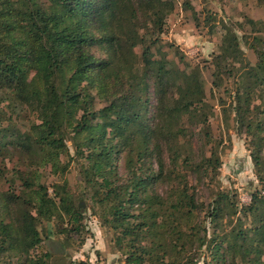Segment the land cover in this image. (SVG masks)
Returning a JSON list of instances; mask_svg holds the SVG:
<instances>
[{
  "label": "trees",
  "instance_id": "1",
  "mask_svg": "<svg viewBox=\"0 0 264 264\" xmlns=\"http://www.w3.org/2000/svg\"><path fill=\"white\" fill-rule=\"evenodd\" d=\"M175 7L173 0H0V103L6 106L0 107V118H5L0 119V160L18 151L31 168L18 170L11 179L0 168L5 181H0V261L50 264L48 260L64 255L62 241L55 242L57 255L46 249V242L55 240L50 234L47 241L42 237L43 219H68L70 227L61 234L81 231L85 210L77 198H61L64 217L48 189L35 182L39 168L56 169L73 135L77 154L87 163L82 174L86 188L107 210L103 223L121 228L116 244L126 264H199L196 255L206 246L211 261L204 264H264V108L254 105L257 92L264 94L263 35L256 33L250 43L255 65L245 63L240 38L233 31L212 59L215 84L224 77L235 78L231 102L236 123L253 148L261 189L243 211L252 216L253 224L216 235L220 219L234 208L226 192H219L208 206L187 188L169 201L148 192L152 184L167 178L157 133L172 134L184 114L203 111L206 123L208 117L199 72L183 73L152 54ZM102 93L107 105L97 108ZM151 93L156 100L153 112L150 99L144 98ZM24 109L32 115L27 133L12 117ZM256 111L260 112L254 118ZM124 152L137 161L154 154L158 175L133 176L126 185L114 163ZM136 204L139 223H132ZM208 220L215 228L211 237ZM183 221L192 226L185 230Z\"/></svg>",
  "mask_w": 264,
  "mask_h": 264
},
{
  "label": "rangeland",
  "instance_id": "2",
  "mask_svg": "<svg viewBox=\"0 0 264 264\" xmlns=\"http://www.w3.org/2000/svg\"><path fill=\"white\" fill-rule=\"evenodd\" d=\"M173 1L176 4L175 10L167 17L164 33L160 36L158 44L152 47V54L156 59H166L172 67L180 69L183 73L199 72V77L204 83V99L209 105L206 109L208 117L206 123L203 122V111L184 114L172 134L157 133L156 139L161 144L160 153L165 164L164 175L167 178L152 184L148 192L169 197V201L174 200L180 190L187 188L199 203L202 202L206 206L217 198L219 192H226L236 213L231 207L226 210L225 217L219 221L220 232L216 230V235L238 226L250 227L253 218L243 211L252 202V195L261 189L251 155L253 148L250 139L239 131L236 123L231 94L235 78L224 77L222 82L216 80L215 84L212 59L222 46L228 44L227 33L233 31L240 38L245 63H257V56L250 43L256 33L264 36V25L261 23L264 22V0ZM187 1L189 4L185 5ZM250 20L259 24L252 25ZM223 26L227 27V30H222ZM135 51L141 55L142 48L137 47ZM144 98L150 99L153 112V106L156 104L153 94H145ZM106 105L105 93H102L97 100V108H104ZM254 105L260 110L264 108V94L257 92ZM0 107L5 109V103H0ZM259 112L256 111L253 117ZM12 117L22 132H29L32 115L28 110L17 111ZM3 121L5 123V120ZM72 136H68L67 147L60 155L56 169L51 165L39 168V175L35 180L36 184L48 189L50 197L56 199L59 212L64 217L65 208L61 204V198H73L74 202L77 198L79 205H82L81 209L85 210L84 219L79 223L81 231L61 234L60 231L70 227L68 219H43L39 224L42 237L47 241L50 234V238L55 240L46 242L47 250H52L57 255L59 247L55 242L58 241H62L67 249L64 255L55 256L48 261L50 264H126V256L116 244L121 228L116 230L112 225L103 223L102 219L107 210L96 203L91 190L86 188L82 174L87 163L77 154ZM129 159H133L131 163ZM208 159L215 160L216 165L209 164ZM114 163L117 166L115 173L126 185L133 176L145 179L152 174L158 175L160 170L154 154L137 161L135 155L128 156L124 152ZM0 168L7 179L14 177L18 170L31 169L28 159L18 151L12 153L11 159L4 162L0 160ZM2 178L1 173L0 181ZM20 184L17 178V191ZM137 207L138 204L131 210L135 216L131 220L132 223H139L136 217L140 210H137ZM182 223L185 230L192 226L187 225L186 221ZM207 223L211 237L215 228L210 220ZM71 234L73 236L69 238ZM208 252L207 246L198 251L196 257L200 259L199 264L211 261ZM168 262L171 263V260ZM0 264L6 263L0 261Z\"/></svg>",
  "mask_w": 264,
  "mask_h": 264
},
{
  "label": "water",
  "instance_id": "3",
  "mask_svg": "<svg viewBox=\"0 0 264 264\" xmlns=\"http://www.w3.org/2000/svg\"><path fill=\"white\" fill-rule=\"evenodd\" d=\"M81 207H82V205H81Z\"/></svg>",
  "mask_w": 264,
  "mask_h": 264
}]
</instances>
